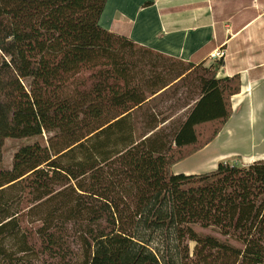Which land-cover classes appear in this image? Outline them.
<instances>
[{"label": "trees", "instance_id": "obj_1", "mask_svg": "<svg viewBox=\"0 0 264 264\" xmlns=\"http://www.w3.org/2000/svg\"><path fill=\"white\" fill-rule=\"evenodd\" d=\"M107 1L0 0V163L6 139L49 135L0 169V264H26L17 255L33 237L61 257L73 233L82 264H193L190 243L203 264H264V160L172 171L219 135L240 77L217 78L223 60L196 67L105 30ZM188 76L197 90L183 117L152 112Z\"/></svg>", "mask_w": 264, "mask_h": 264}, {"label": "crops", "instance_id": "obj_2", "mask_svg": "<svg viewBox=\"0 0 264 264\" xmlns=\"http://www.w3.org/2000/svg\"><path fill=\"white\" fill-rule=\"evenodd\" d=\"M100 24L185 64L223 60L217 78L240 77L241 91L231 98L232 116L216 139L195 154L206 169L182 167L183 161L174 173L212 171L233 156L242 157L245 166L264 160V0H108ZM245 128L251 138L260 139L249 142V151L218 149L232 139L241 145L236 136Z\"/></svg>", "mask_w": 264, "mask_h": 264}, {"label": "rangeland", "instance_id": "obj_3", "mask_svg": "<svg viewBox=\"0 0 264 264\" xmlns=\"http://www.w3.org/2000/svg\"><path fill=\"white\" fill-rule=\"evenodd\" d=\"M136 56H140V53L137 50L133 51ZM145 55V54H141ZM145 57L149 58V55H146ZM152 58V57H150ZM178 66V65H177ZM195 77L188 76V78L184 82V86L179 84V89L176 95L170 96V97H162L153 104H151L150 109L154 107V111L158 114H162L166 118H170L172 120L171 123L176 122L178 118L183 117V113L185 111V106L188 103H191V99L193 98V95L191 94L192 91L196 92L197 83L194 82ZM179 98V102L177 101ZM172 117V118H171ZM171 123H168V121L165 123V126H170ZM145 117L139 119V123L137 124L138 132L143 133L147 130L145 127L146 125ZM223 129V128H222ZM221 132V131H220ZM211 130H205L201 136V141L205 142L207 138L210 136ZM48 138L49 135L39 137V138H31V139H6L4 143L3 148V157L2 162L0 163V169H11L13 165V158L16 152L23 146L34 144V143H40L43 146L48 144ZM237 140L242 141L241 145L235 144V139H232L233 141H229L228 144H225L223 146H218V149H225L231 150L233 148H236L238 150L243 151H249L251 148V144H249L250 141L258 142L260 139L257 136V138H251L250 130L249 128H245L243 132H240L236 136ZM254 147V145H253ZM259 147V145L255 146ZM213 148H216V145L213 146ZM204 149V148H203ZM198 153V152H197ZM196 154V153H195ZM193 155L188 160H184L185 163H183L182 167H193L198 172L203 171L206 169L205 165H202V162L204 159L201 156ZM210 154V152L204 153V156ZM242 157L240 156H233L231 161H228L229 163H237L242 164L241 160ZM174 167V166H173ZM173 171V168H172ZM209 172V171H206ZM205 173V172H202ZM201 174V173H200ZM30 221V220H29ZM29 228L28 232H30V229H34L33 232H35L36 227L38 224L32 225L31 223L26 224ZM193 229L196 231L197 234H199L202 237L205 236H213L216 237L218 240L228 243L229 245H232L236 248H242V245L235 241L234 239L223 237L218 230L212 229V228H201L198 225H193ZM25 228V227H24ZM32 232V231H31ZM30 232V233H31ZM31 244L29 251L27 253H18V257L22 259V262H25L26 264H82L83 262V253L81 250L80 242L78 240L77 234H72L68 238V242L66 245V249L63 252L62 256H66V258H62V256L53 257L49 253L44 252V248L41 245V240L38 239V237H33L31 239ZM17 238H11L8 239L5 242L6 250L8 251H16V244H18ZM190 260L193 262V264H203L199 262V259L195 256H193L194 251V243H190ZM68 250V251H67ZM172 253V251L170 252Z\"/></svg>", "mask_w": 264, "mask_h": 264}]
</instances>
